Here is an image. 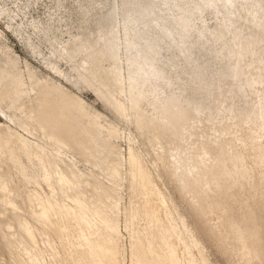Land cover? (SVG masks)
<instances>
[{
	"label": "rangeland",
	"instance_id": "obj_1",
	"mask_svg": "<svg viewBox=\"0 0 264 264\" xmlns=\"http://www.w3.org/2000/svg\"><path fill=\"white\" fill-rule=\"evenodd\" d=\"M75 1L0 0V8L9 12V15L0 14V76L10 81L19 78L22 87L30 93L37 87V80L56 83L82 101L81 107L87 115L78 118L81 122L77 123L76 131L81 139L87 141L88 149L93 154L71 141L69 148L56 154L55 161L63 169H66L67 163L74 165V174H69L72 181L65 185L66 193L73 196L77 192H84L82 200L99 206L101 217L111 222L114 232L107 231L104 224L95 230L87 227L83 216L87 214L93 217V208L81 213L77 222L72 215L61 211V205L54 197V207L48 212L49 223L48 220L41 222L34 215L38 204L33 195L36 192L44 196L50 194L43 177L44 168L33 151L19 152L13 156L14 159L7 152L0 156L1 168L9 175L7 185L0 189V264H32L31 255L42 264H95L83 244V235L99 236L102 233L116 234L125 246L126 264H130L131 244L138 239H145L149 221L146 217V199L139 184V170L130 159V147L134 148L141 165L155 181L156 194L166 197L173 214H184L187 222L197 228L212 264H244L245 253L240 243L251 244L252 256L264 259V166L250 169L255 157L250 155L249 149H244L245 143L251 145L256 140L264 141V135L259 138L263 133L260 124L264 122V109L261 110V117L246 120L248 109L257 104L264 94V81L255 84L252 91L247 87L248 95L239 89L245 84L246 78H259L264 70V39L252 41L247 34L256 28V22L251 23L246 31H240L241 19L233 17L230 32L223 37L225 48H231V51L223 50L218 57L207 59L203 56L201 60L200 71L203 76L221 83V88L212 86L209 91L211 120L207 119L206 113L189 109L188 114L173 113L167 122H163L162 118L153 116L152 106L147 99L141 101L140 108L145 122L138 125L134 110L128 108L127 115L121 112L107 100L97 83L87 78L88 72L82 67L86 57L83 52L77 51L84 27L78 22ZM90 1L92 5L86 4L85 9L96 13L93 26L102 24V32L107 34L111 28L110 13L119 9L124 0ZM232 1L234 4L227 8L225 0H214L215 8L206 9L198 17L200 20H195V28L203 25L213 28L217 24L216 13L230 14L247 0ZM151 3V9L138 16L136 29L141 33L140 41L152 40L157 44L160 52L157 65L163 77L157 81L154 92L149 91L150 82L143 89L147 90L148 98L154 94L163 97L174 93L182 100L184 95L181 86L187 81V70L193 68V59L203 44L198 41L197 32L193 30L186 37L176 33L175 43L171 45L169 39L161 37L154 22L160 20L167 23L170 17L178 16L180 10L161 9L157 0ZM181 3L186 5L185 0H181ZM135 6L144 8V2L132 4L126 9L131 10ZM260 13H264V7ZM136 14L134 11L133 15ZM234 38L241 46L248 48L242 54L239 53L240 46L232 45ZM186 45L189 50L183 54L180 50ZM101 46L102 43L98 45ZM123 46L121 43V52L124 51ZM68 51H74L77 56L71 59ZM172 64L177 65L178 72L171 69ZM224 64L229 65V71L235 66L242 67L243 74L238 77L229 74L222 76L220 70ZM111 66L112 60L104 61L100 73L105 74ZM48 67H54L58 75L50 73ZM124 87L127 89L126 84ZM106 90H111L110 85H106ZM114 96L128 106L126 92L114 91ZM231 106L235 108L233 113L229 111ZM5 108L13 114L11 107L7 105ZM240 108L244 110L243 114ZM183 123L184 126L180 128ZM187 130H195L199 135L183 141L180 132ZM31 137L35 139V136ZM219 138L227 145L229 153L226 155L215 148V141ZM202 141L210 144L211 153L205 157L207 164H212L214 156L222 159L212 164L219 179L217 200L224 209L220 212L223 217L220 224L229 222L233 226V231L240 238L236 248L225 241L223 247L218 248L207 237L199 221H194L191 216L182 185L175 173L171 157L174 148L180 147V157L187 163L186 153L189 149L194 151L190 156L191 160H195L202 150ZM187 147L188 150L184 151ZM230 157L233 161L229 166L224 161ZM247 158H250L248 172L243 169ZM50 174L56 190H61L53 170H50ZM3 194L5 197L2 199ZM30 195L33 197L32 202ZM64 201L72 204L67 198ZM20 222L30 225L32 235L25 231Z\"/></svg>",
	"mask_w": 264,
	"mask_h": 264
},
{
	"label": "bare ground",
	"instance_id": "obj_2",
	"mask_svg": "<svg viewBox=\"0 0 264 264\" xmlns=\"http://www.w3.org/2000/svg\"><path fill=\"white\" fill-rule=\"evenodd\" d=\"M185 1L186 5H183L181 0H157L161 9H179L180 13L178 16L170 17L167 23L160 20L154 22V27L160 32L161 37L169 39L171 45L175 43L176 33L181 37H186L193 30L197 32L198 41L203 44V48L199 49V54L193 59L195 62L193 68L190 70V66L189 71L187 70V81L181 86V92L184 95L182 100L174 93L163 97L154 94L152 98H148L147 90L143 89V86L150 82L151 89L149 91L154 92L157 81L163 77L162 70L157 65L160 53L157 44L152 40L140 41L142 36L136 29L138 16L143 11L151 9L152 0H124L119 9L116 8L111 11L109 16L111 28L107 34L102 32V24H99L98 27L93 26V17L96 13L85 9V5H92V1H75L77 3L78 22L84 27L83 34L79 37L81 41L78 43L79 49L77 51L83 52L86 57V62L83 63L82 67L88 72L87 78L96 82L107 100L121 112L127 115L126 110L128 108L134 110L138 125L145 122L140 108L141 101L147 99H149V104L152 106L153 116L162 118L163 122H167L169 116L173 113L188 114L189 109H193L197 113H206L207 119L211 120L212 112L208 105L209 91L212 86L221 88V83L203 76L200 71L203 56L211 59L220 56L223 50L226 52L231 51V48H225L226 44L223 37L230 32V26L233 24V17L235 16L241 19L240 31H246L251 23L256 22V28L247 33L250 40L264 39V13H260L264 7V0L241 2L237 10L230 14L220 15L216 13L217 24L213 28H207L204 25L195 28V20L206 9L215 8L214 0ZM142 2H144V8L135 6L131 10L126 9L127 6ZM233 4L232 0H225L227 8H231ZM134 11L138 15L134 16ZM3 13L9 15L8 10L0 8V14ZM100 43L103 46L98 47ZM121 43L124 45L123 52L120 50ZM232 45L240 46V54L248 49L241 46L236 38L233 39ZM188 50L189 46L186 45L180 51L186 54ZM73 52L68 51L71 59L77 56ZM108 60H112V66L104 72L105 74H101L100 69L103 67V62ZM48 69L50 73L58 75V71L54 70V67H48ZM171 69L175 73L179 71H177L176 64H172ZM228 69L229 65L224 64L220 70L221 75L229 74L238 77L243 74L240 66L233 67L232 71ZM263 81L264 70L259 74V78H246L245 84L240 86L239 89L243 91L244 95H248L247 87L252 91L251 89L254 88L255 84H261ZM124 84L127 85V89H125ZM36 85L37 87H34L32 93H30L22 87L19 78L10 81L0 76V156L8 152L9 156L14 159L13 156L18 155L19 152L33 151L41 162L44 168L43 177L46 186L50 190V194L46 196L40 192L33 195L38 204V209L34 211V215L41 222L48 220V212L54 207L52 201V197H54L57 198V203L61 205V211L72 215L77 222L81 213L93 208V217L87 214L83 216V221L87 227L95 230L99 229L100 224H104L107 231L114 232L111 222L105 217H101V208L90 205L87 200H82L81 195H84V192H77L73 196L66 193L65 185L72 181L69 174H74V165L67 163L66 169H63L55 161L56 154H61L63 149L69 148L72 144L71 141L93 154L92 150L88 149L87 141L81 139L76 131L77 123L80 121L78 118L87 115L81 107L82 101H79L78 98L56 83L37 80ZM106 85H110L111 90H106ZM114 91L126 92L128 106L124 101L114 96ZM23 93H25L24 96ZM7 105L8 108L13 109V114L6 110ZM233 107L229 108L231 113L235 109ZM262 109H264V94L261 95V99L257 104L248 109L246 120L261 117ZM239 111L241 114L244 113L241 108ZM30 124L36 132L29 128ZM183 126L184 123L180 128ZM260 127L263 133L259 138L264 135V122L260 124ZM198 133L195 130L180 132V139L187 141L192 136L199 135ZM156 135L158 136L157 133H155ZM31 136H35V139L32 140L33 137ZM209 145L206 141L201 142L202 150L196 155L195 160H191L190 156L195 152L189 149V152L186 153L189 160L187 163L182 161L180 157V147L174 148L175 152L171 153V157L176 169L175 173L182 185L183 196L191 210V216L194 221L195 219L199 221L198 224L206 232L207 237L215 242L218 248L223 247V241L236 248L240 238L233 231V226L229 222L220 224L223 220L220 212H223L224 209L217 200L219 179L213 170L212 164L218 163L222 159L219 160L214 156L212 164L206 163L205 157L211 153ZM244 145V149H249L250 155L255 157V162L251 163L253 167L250 166V169L255 166L263 167L264 141L256 140L251 142V145L248 143ZM215 146L224 155L229 153L222 138L215 141ZM186 150H188V147L184 149V151ZM129 155L131 161L136 163L139 170V184L146 199V217L149 220L148 226H146L145 239H138L131 244L132 260L130 264H212L197 228L187 222L184 214L179 212L177 213L178 216L173 214L166 197L156 194L155 181L141 165L134 148L130 147ZM225 159L224 162H228L229 166L232 165L233 160L231 157ZM246 161L243 169L248 172L249 168L247 167H249L250 158H247ZM50 170H53L56 183L60 185L61 190L59 191L56 190L57 187L51 180ZM113 170L118 173L116 168H113ZM8 179V173L1 168L0 164V189L7 185ZM4 197L5 194L2 195V199ZM33 197L30 195L31 202ZM64 198L70 200L72 204H67ZM20 224L25 231L32 235L29 224H23L22 222ZM83 237V244L93 257L95 264H126L125 246L122 241L118 240L116 234L102 233L99 236L83 235ZM240 244L245 253L244 264H264V259L261 256L255 258L252 256L251 244ZM30 261L32 264H42L41 261H36L33 255L30 256Z\"/></svg>",
	"mask_w": 264,
	"mask_h": 264
}]
</instances>
